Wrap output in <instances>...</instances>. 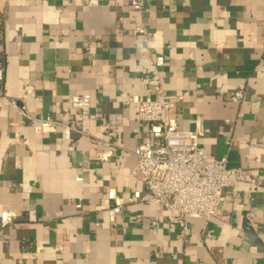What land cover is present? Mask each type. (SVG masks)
<instances>
[{
    "label": "crops",
    "instance_id": "1",
    "mask_svg": "<svg viewBox=\"0 0 264 264\" xmlns=\"http://www.w3.org/2000/svg\"><path fill=\"white\" fill-rule=\"evenodd\" d=\"M89 1L0 0L5 95L114 147L111 161L99 162L88 138L38 135L0 100V264H264V0H145L142 14L127 12L130 0ZM140 22L153 42L116 41L117 31ZM155 55L166 59L165 92L184 96L173 112L179 128L192 130L202 115V148L260 183L237 188L253 203L221 206L230 223L190 220L186 237L153 204L126 207L118 231L107 216L109 190L125 198L142 190L133 153L147 126L123 95L147 96L142 80ZM236 91L245 93L241 103L228 99ZM74 96L93 104L77 109ZM3 212L14 217L5 228Z\"/></svg>",
    "mask_w": 264,
    "mask_h": 264
},
{
    "label": "built area",
    "instance_id": "2",
    "mask_svg": "<svg viewBox=\"0 0 264 264\" xmlns=\"http://www.w3.org/2000/svg\"><path fill=\"white\" fill-rule=\"evenodd\" d=\"M88 6L96 7L98 1L90 0ZM147 6L145 0H130L127 12L146 13ZM5 27L6 18L0 11V100L14 107L36 134L47 135L61 131L66 139H72L73 134L76 133L78 137L90 140V149L97 161L109 163L114 156L111 139L103 140L99 134L93 135L89 129L80 130L74 125L56 121L51 116L39 118L31 115L24 99L15 100L5 95ZM115 37L118 42L126 37H141L146 43H151L155 35L140 22L133 29H120ZM151 63V75L142 80L147 86V96L141 98L123 95V98H128L130 104L136 105L139 121L147 126L144 142L133 153L136 158V170L141 177L142 190H136L126 198L120 196L115 189L108 191L111 207L107 210V216L111 228L113 231L120 230L119 219L123 217L125 208L138 203L153 204L167 211L165 221L179 227L184 237L188 234L190 220L209 222L218 218L230 223L231 217L222 214L221 206L253 203V194L242 195L237 188L241 184L258 186L260 183L242 168L231 167L228 157L217 158L202 148L201 139L209 133L202 115L191 119L192 130L179 128L177 117L173 112L178 103L184 100V96H170L165 92L162 77L166 66L165 57L155 55L151 58ZM244 98V91H236L228 96L232 103H241ZM71 102L77 109H86L93 104L89 96H74ZM77 144L78 142L75 141L74 148ZM77 181H83L82 177H78ZM77 207L81 209L83 206L77 205ZM249 216L252 220H256L258 213L255 209H251ZM137 217L141 218V215ZM13 221L14 217L8 212L1 214L2 228ZM151 225L153 229H157L160 225L159 218H154ZM21 226L28 225L21 224ZM126 232L127 230L122 228V233L126 234Z\"/></svg>",
    "mask_w": 264,
    "mask_h": 264
}]
</instances>
